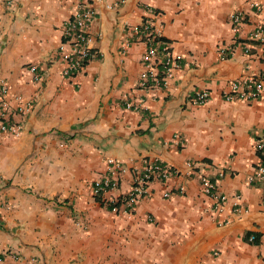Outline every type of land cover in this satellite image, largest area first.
Returning a JSON list of instances; mask_svg holds the SVG:
<instances>
[{
    "label": "crops",
    "instance_id": "crops-1",
    "mask_svg": "<svg viewBox=\"0 0 264 264\" xmlns=\"http://www.w3.org/2000/svg\"><path fill=\"white\" fill-rule=\"evenodd\" d=\"M82 1L14 0L9 7L0 0V81L7 84L0 101L21 124L17 137L0 133V264H264V195L246 181L261 162L254 143L264 135V92L251 101L223 98L231 81L263 65L239 47L228 59L218 54L232 40L229 15L245 14L244 35L264 23V0L100 4L89 30L99 56L66 78L56 49ZM147 6L158 10L160 36L182 62L167 84L143 89L137 78L147 43L135 28ZM35 62L42 65L39 82L28 72ZM203 90L209 99L192 103ZM28 100L32 108L19 112ZM125 100L142 107L128 109ZM107 158L126 168L107 199L129 190L143 159L176 172L152 180L127 216L92 195ZM202 176L228 195L219 209L202 193ZM248 233L258 241L249 242Z\"/></svg>",
    "mask_w": 264,
    "mask_h": 264
},
{
    "label": "built area",
    "instance_id": "built-area-1",
    "mask_svg": "<svg viewBox=\"0 0 264 264\" xmlns=\"http://www.w3.org/2000/svg\"><path fill=\"white\" fill-rule=\"evenodd\" d=\"M14 0H7V6H12ZM124 0H84L78 4L75 14L72 15L62 26L61 40L56 49V56L61 63V74L66 78H73L78 73L83 72L88 62L99 56V53L90 45V26L98 13V6L101 4L110 9L120 6ZM251 8L260 12L262 5L259 2L251 3ZM147 14L141 23L135 28V32L145 38L147 48L143 54L142 61L145 66L137 78L138 88H149L164 86L173 72L181 67V55L175 52L167 42L160 38V28L157 27L159 17L158 10L152 6L146 7ZM246 22V16L241 11H233L229 15L230 31L232 40L229 45L222 44L218 48V54L222 59H228L234 55L235 47H239L243 54L251 55L255 53L263 68L256 74L241 76L229 83V91L224 94L225 101L244 100L251 101L260 98L264 92V23L255 24L246 34L241 35V27ZM41 62H35L28 66V72L34 82L41 80ZM7 92V84L0 81V94ZM209 99L208 91H197L192 103L203 104ZM32 101L28 100L17 105L19 112H25L32 108ZM124 106L128 109L140 110V105L125 100ZM144 109L145 106H144ZM10 104L7 100L0 101V133H8L14 137L20 135L21 124L9 119ZM174 141L178 144L179 135H173ZM254 148L261 157L252 173L246 181L260 187L264 195V135L255 140ZM107 174L100 176L92 181L91 192L93 197L100 198L99 202L114 213H122L130 216L135 204L148 193V186L152 180L165 181L176 171L170 164L159 161H149L143 159L140 169H136L129 190L120 197L105 198L104 193L119 187L120 176L126 168L114 158H107ZM192 168L190 162L187 163ZM222 175V172L220 173ZM200 189L203 194L209 197L216 209H219L229 200L227 194L219 191L217 184L211 178L202 176L200 178ZM184 189L181 187L178 193L182 194ZM170 192H164V197H169ZM240 196L232 197V206L235 210L240 209ZM255 240V235L248 237L249 242Z\"/></svg>",
    "mask_w": 264,
    "mask_h": 264
},
{
    "label": "trees",
    "instance_id": "trees-1",
    "mask_svg": "<svg viewBox=\"0 0 264 264\" xmlns=\"http://www.w3.org/2000/svg\"><path fill=\"white\" fill-rule=\"evenodd\" d=\"M160 39H161L163 42H166V40H165L163 37H161ZM263 164H264V159H263ZM212 180H213V179H212ZM96 201H99V202L102 203V201L100 200V198H96ZM251 234H253V233H248L246 239H248V237H249ZM254 235H255V240H254L253 242H257V241H258V235H257V234H254Z\"/></svg>",
    "mask_w": 264,
    "mask_h": 264
}]
</instances>
